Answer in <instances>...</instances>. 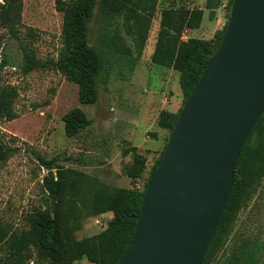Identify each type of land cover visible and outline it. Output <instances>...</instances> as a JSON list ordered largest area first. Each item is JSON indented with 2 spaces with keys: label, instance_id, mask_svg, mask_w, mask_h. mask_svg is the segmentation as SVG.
I'll return each instance as SVG.
<instances>
[{
  "label": "rangeland",
  "instance_id": "obj_1",
  "mask_svg": "<svg viewBox=\"0 0 264 264\" xmlns=\"http://www.w3.org/2000/svg\"><path fill=\"white\" fill-rule=\"evenodd\" d=\"M207 2L159 0L141 59L133 69L124 64L122 70L116 68L108 85L100 88L98 101L82 104L78 85L61 72L62 62L72 56L73 48L63 36L66 15L57 9V0H0V7L14 6L19 36L16 41L0 27V82L19 91L15 103L18 117L0 120L5 139L17 148L0 173L3 222L12 230L26 228L29 212L36 206H47L44 177L49 169L42 160L53 163L55 176L58 169L71 168L112 187L145 186L170 134L169 129L159 125L160 112H178L184 103L179 71L151 61L161 12L165 8H203L201 26L186 30L183 37L216 38L229 22L232 4L230 0H218L211 19ZM101 29L97 14L90 32L91 44L97 43ZM75 107H81L91 123L76 136L68 137L63 116ZM134 147L146 156L147 162L141 177L132 180L126 166L132 162ZM249 192L239 202L225 242L207 264H228L241 246L256 252V264H264V182ZM112 217V213H106L84 219L73 238L98 234ZM5 253V245H0V264ZM47 263L45 260L39 264ZM72 264L93 263L83 258Z\"/></svg>",
  "mask_w": 264,
  "mask_h": 264
},
{
  "label": "trees",
  "instance_id": "obj_2",
  "mask_svg": "<svg viewBox=\"0 0 264 264\" xmlns=\"http://www.w3.org/2000/svg\"><path fill=\"white\" fill-rule=\"evenodd\" d=\"M158 3L159 0H57V9L66 15L62 33L73 48L72 56L62 62L61 72L78 85L80 103H96L100 88L108 85L116 68L122 70L123 64L134 68L142 57ZM218 3V0L207 2L211 19ZM204 11L203 8L184 7L163 9L151 55L154 64L179 71L183 102L199 81L228 26L218 31L216 38L184 39L186 30L201 26ZM97 14L102 21V31L97 43L91 44L90 32ZM14 15V6L0 7V27L7 29L9 36L18 41ZM18 96L15 86L0 82V120L18 117L15 108ZM179 112L162 110L159 125L171 131ZM263 119H259L242 148L233 188L202 264H207L225 242L240 200L254 185L263 182ZM63 121L68 137L76 136L91 123L81 107L68 111ZM3 134L0 130V173L17 150ZM164 151L142 189L112 187L71 168H60L55 176L53 163L42 160L49 169V174L44 177L49 202L46 207H34L26 218L28 226L20 230H12L0 218V245L6 247L2 264H30L31 261L39 264L45 260H48L47 264H72L83 258L93 264H121L135 232L146 186ZM146 162V156L134 147L132 162L126 166L127 175L132 180L141 177ZM106 213H112L113 217L104 230L82 239L73 238V234L82 228L84 219ZM238 250L228 264L257 263L254 250L247 251L244 246Z\"/></svg>",
  "mask_w": 264,
  "mask_h": 264
},
{
  "label": "water",
  "instance_id": "obj_3",
  "mask_svg": "<svg viewBox=\"0 0 264 264\" xmlns=\"http://www.w3.org/2000/svg\"><path fill=\"white\" fill-rule=\"evenodd\" d=\"M264 117V0H233L228 26L171 129L121 264H202L243 146Z\"/></svg>",
  "mask_w": 264,
  "mask_h": 264
},
{
  "label": "flooded vegetation",
  "instance_id": "obj_4",
  "mask_svg": "<svg viewBox=\"0 0 264 264\" xmlns=\"http://www.w3.org/2000/svg\"><path fill=\"white\" fill-rule=\"evenodd\" d=\"M262 128H263V134H264V119L262 121ZM262 181L264 182V177L262 178Z\"/></svg>",
  "mask_w": 264,
  "mask_h": 264
},
{
  "label": "crops",
  "instance_id": "obj_5",
  "mask_svg": "<svg viewBox=\"0 0 264 264\" xmlns=\"http://www.w3.org/2000/svg\"><path fill=\"white\" fill-rule=\"evenodd\" d=\"M171 112H175V111H171Z\"/></svg>",
  "mask_w": 264,
  "mask_h": 264
}]
</instances>
